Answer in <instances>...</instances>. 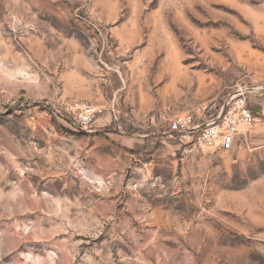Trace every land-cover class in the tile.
I'll return each instance as SVG.
<instances>
[{
  "label": "rangeland",
  "instance_id": "rangeland-1",
  "mask_svg": "<svg viewBox=\"0 0 264 264\" xmlns=\"http://www.w3.org/2000/svg\"><path fill=\"white\" fill-rule=\"evenodd\" d=\"M259 85L264 0H0V264H264V149L181 158L147 119Z\"/></svg>",
  "mask_w": 264,
  "mask_h": 264
},
{
  "label": "built area",
  "instance_id": "built-area-1",
  "mask_svg": "<svg viewBox=\"0 0 264 264\" xmlns=\"http://www.w3.org/2000/svg\"><path fill=\"white\" fill-rule=\"evenodd\" d=\"M254 89L240 87L221 102L198 103L188 110H174L169 106L155 109L147 119L151 124L162 125L168 137H178L181 158L206 152H228L240 130L255 121L247 103ZM64 110L81 130H90L105 111L81 99L66 100Z\"/></svg>",
  "mask_w": 264,
  "mask_h": 264
},
{
  "label": "crops",
  "instance_id": "crops-1",
  "mask_svg": "<svg viewBox=\"0 0 264 264\" xmlns=\"http://www.w3.org/2000/svg\"><path fill=\"white\" fill-rule=\"evenodd\" d=\"M254 88H255L254 93L248 95L247 97V103L250 110L255 115V121L253 124L244 127L240 130V133L235 137V142L232 149H234L235 146L239 143H244L252 151H258L264 149V93H263L264 86L259 85ZM146 91L147 90L142 89L141 90L142 96L137 95V97H135L134 99L135 104L131 110L136 118H140L141 116H144L154 106L151 101L150 95ZM73 99H78V98H73ZM81 100H85V99H81ZM85 101L96 106H101L105 109L104 113L96 119L93 125H95V123H101L104 120H106L105 105L96 102H91L89 100H85ZM168 106L174 110H182L180 108L175 107L174 105L164 104L162 106L155 107L149 112V114L155 109H164L165 107ZM164 135L165 137H167L166 134ZM171 146L175 148L177 147V145H171Z\"/></svg>",
  "mask_w": 264,
  "mask_h": 264
}]
</instances>
